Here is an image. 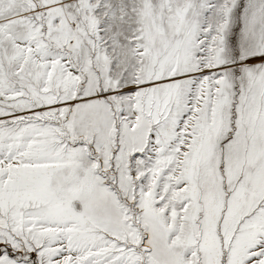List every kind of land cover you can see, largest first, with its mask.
<instances>
[{
    "label": "snow or ice",
    "instance_id": "6c2138e0",
    "mask_svg": "<svg viewBox=\"0 0 264 264\" xmlns=\"http://www.w3.org/2000/svg\"><path fill=\"white\" fill-rule=\"evenodd\" d=\"M0 264H264V0H0Z\"/></svg>",
    "mask_w": 264,
    "mask_h": 264
}]
</instances>
